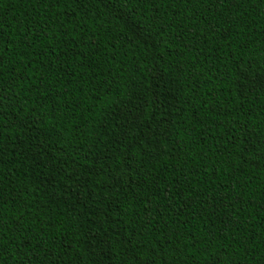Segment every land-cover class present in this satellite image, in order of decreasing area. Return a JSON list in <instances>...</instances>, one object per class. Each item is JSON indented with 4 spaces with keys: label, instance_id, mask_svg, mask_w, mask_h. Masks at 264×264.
Wrapping results in <instances>:
<instances>
[{
    "label": "trees",
    "instance_id": "trees-1",
    "mask_svg": "<svg viewBox=\"0 0 264 264\" xmlns=\"http://www.w3.org/2000/svg\"><path fill=\"white\" fill-rule=\"evenodd\" d=\"M205 7L180 0L0 5V43L7 45L0 76L7 97L0 108L6 264H23L26 256L35 264H131L124 248L131 231L140 233L139 258L157 264H207L202 247L209 240L224 264H264V88L251 83L254 73L264 75V5L231 0L230 9ZM156 8L161 23L173 27L145 32ZM196 9L201 18L185 19ZM245 13L247 27L224 23ZM36 23L48 31L33 49L46 48V55L20 43ZM210 25L215 32L193 47L191 33L204 36ZM193 65L199 76L188 79ZM128 172L116 185L114 177ZM179 182L206 189L209 205L193 198L185 206L187 191L172 201ZM217 189L220 212L210 215ZM149 200L160 211L141 226ZM226 218L235 222L234 234L225 232ZM49 237L63 243L49 246L45 260L38 250ZM194 240L200 242L192 247Z\"/></svg>",
    "mask_w": 264,
    "mask_h": 264
},
{
    "label": "snow or ice",
    "instance_id": "snow-or-ice-1",
    "mask_svg": "<svg viewBox=\"0 0 264 264\" xmlns=\"http://www.w3.org/2000/svg\"><path fill=\"white\" fill-rule=\"evenodd\" d=\"M15 3L18 2V0H0V5H2L3 3ZM62 2V0H32V4L33 6L43 3L45 5H48L49 7L58 5ZM65 6L68 3V0H63ZM138 2H142V3H151L152 0H138ZM181 3H184L185 5H194V4H204L205 10L206 11H211V5L212 4H220L223 7H228L230 9L231 7V0H180ZM244 2V0H235V4L237 7H239L241 5V3ZM248 3H252V0H247ZM256 3H259L261 5H264V0H256ZM115 7V4L113 5ZM254 6V4H253ZM119 11V9H118ZM155 13L157 14L158 18L153 19L151 21H149V26L147 28L144 29L145 32H151L153 29L158 28L159 31L163 32L165 27H173L171 22H165V23H161L162 21H164V15L160 14V9L156 8L155 9ZM64 15L67 16V11L64 12ZM202 17V13L196 9L194 10L191 14L187 15L185 17V19L189 20V21H197L199 18ZM51 19V18H50ZM248 16L245 13L244 16L241 17H236V19L234 20L231 16H229L228 18L225 19L224 23L226 24H233L236 22V20H240L241 22V27H247L249 25H245L243 23L244 20H247ZM58 22V21H57ZM255 21H252V23H254ZM3 22L0 21V24H2ZM68 23H72L71 20H68ZM216 30V25H210L206 30V35L202 36L200 35L199 32H192L191 33V39L193 41H195V43L193 44V47L196 46V44H199L201 41H205L207 42L208 39V34H210L211 32H215ZM47 31L48 29L46 28L45 25L43 24H33L32 29H29L28 34H26L24 36V39L20 41L21 45H23V47L25 49H33V41H37L38 42V37L41 36H46L47 35ZM225 33L227 34V36H231V33H228V30L225 29ZM179 37L181 39H183L184 35H186V26H184L183 24L180 25V29H179V33H178ZM262 35H264V33H262ZM3 37L2 35H0V41H2ZM234 42V38H232L230 40V43ZM239 48H243L245 47V45L243 43H241L239 46ZM7 50V45L0 43V76H2V68H3V64H4V56H3V52ZM33 54L34 55H46L47 54V49L46 48H42L39 50V52H37L36 50L33 49ZM195 59V57H194ZM31 62H29L30 64ZM40 67H43V65H40ZM48 67H51V63L49 62ZM47 71V68L45 69ZM181 72L185 71L184 67H180L178 69ZM188 71V79H192L194 76L198 77L199 76V69L195 67V65H193L191 68L187 69ZM218 71V70H217ZM34 75V73L32 74ZM247 79V77H245ZM21 79H23V77H21ZM43 79V77H42ZM252 85L254 87H259V88H264V75H261L260 72H256L254 73V78L251 81ZM197 88H199V84H197ZM5 91V89L0 88V108H3L4 106V102L7 100V97L5 95H3V92ZM204 103H207V101H204ZM209 111H215V108L209 107ZM3 116V113L0 112V117ZM195 120L196 122H200V117L199 114H195ZM243 123V122H242ZM245 129L247 128V125H244ZM236 138L233 137L230 133H229V141L230 142H235ZM261 155L264 156V151L261 152ZM185 163H188V161H185ZM193 176H199L200 175V170L196 169L195 171L192 172ZM131 176V172L125 173L123 175V177H114V182L116 185H124V181L127 179V177ZM173 187H177L178 191L176 192H170L169 193V198L172 201L176 200V197L179 196H184L185 192L187 191V193L189 194L188 197L185 200V206H187V200L188 199H194L198 200L201 207H204L206 205H209V200H208V193L207 190L205 189L204 191H199L195 189V185L191 184V183H184V182H179L178 185H174ZM157 191H159V189H157ZM220 190L217 189L216 192L211 196V200L214 202L212 205H210L212 207V212L210 213V215H216L217 213L220 212V209L217 208L215 205L217 203H221V201L217 200V196L219 195ZM4 202H7V199L4 200ZM153 202L151 200L148 201L147 203V207L146 210L144 211V215L140 217V221H141V226L145 225V224H151L153 219L155 218V214L159 213L160 209L158 207H153L152 206ZM114 208H119L120 207V202L119 200H115L113 202L112 205ZM168 208H171L172 205L168 204L167 205ZM225 208L230 207L229 204H225L224 205ZM118 217H122L124 214L123 213H117L116 214ZM230 218V217H229ZM113 223H117V221H113ZM223 223V227L225 232H229V231H233L234 234V230L236 228L235 222L232 225H229L227 222V218L222 222ZM124 221L122 218L119 219V225H123ZM135 224V220L132 221V224L128 225V227H132ZM18 230H23L18 229ZM140 233L137 231H131V232H125V236L127 237L126 239V243H124V248H125V256H126V260L127 261H131V264H157L156 259L154 257L148 258L146 260H141L139 258V253L137 252V249L140 247L139 242L134 243V240L136 239V236L139 235ZM4 233L2 231V225H0V240H3L4 238ZM15 235V234H14ZM119 235V234H118ZM225 239H228L229 237L227 235H225L224 237ZM34 239V237H33ZM9 243H12V240L7 241ZM199 240H194L193 244L191 245L192 247H195V244L199 243ZM62 241L57 244L56 241L52 240L50 237L48 238V243L43 245L41 247V249H39L38 251H40V255H42L44 257L45 260H48L49 256V246H62ZM211 241L209 240L208 245H205L202 247V251L206 252L209 254V257H211L210 259H207V264H224L223 259L218 255L219 249L217 250V252H212L211 251ZM13 254H20V246L19 245H15L14 250H13ZM5 255V249H4V244L0 243V264H6V261H3V256ZM36 252L32 253V256H35ZM247 257H245L246 259ZM16 264H20V261L17 260ZM23 264H35L34 260L31 258H28L27 256L25 257ZM40 264H43V262L41 261ZM166 264V262H165ZM184 264H187V262L185 261Z\"/></svg>",
    "mask_w": 264,
    "mask_h": 264
}]
</instances>
